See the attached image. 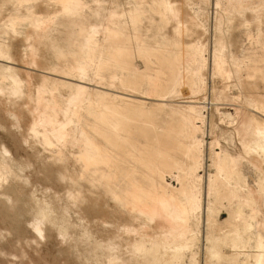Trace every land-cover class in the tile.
I'll list each match as a JSON object with an SVG mask.
<instances>
[{
    "label": "rangeland",
    "instance_id": "rangeland-1",
    "mask_svg": "<svg viewBox=\"0 0 264 264\" xmlns=\"http://www.w3.org/2000/svg\"><path fill=\"white\" fill-rule=\"evenodd\" d=\"M18 1L0 0V19L10 16L21 17L22 20L18 19L20 24L13 36L5 32L0 20V45L3 53L8 54H12L15 47H19L25 57L24 67L29 75L20 76L15 70L18 77L24 81L20 83L21 90L25 92L22 101H26L30 104L29 107L34 108L37 104L34 100L36 88L48 86L42 95L51 94L56 97L57 109L62 112L66 109L63 103L74 94L76 82L82 79L85 82L84 93L74 97L69 110H79L85 119L81 122L68 121L66 128L76 126L79 129H87L94 124L97 126L92 134L95 138H99L98 133L104 130V123L96 117V112L101 109L105 112L106 107L114 104L128 105L133 126L129 138L122 140L124 170L121 172L128 175L134 173L141 181L142 175L151 170L149 167L153 164L151 158L157 142L154 128L158 121L155 81L159 64L154 50L168 49L172 46L175 52L185 56L183 60L186 72L190 73L192 66L197 64L196 58H199L200 89L196 99L202 104L201 112L204 119L203 124H199L202 125L203 142H206L202 147L204 166L198 172L201 175L199 183L202 206L197 213L200 222L195 224L198 237L188 240L184 257L185 260L197 264H240L250 259L258 247L259 238L264 242V198L260 201L261 197L258 195L264 194V152L257 149L253 127L247 123L249 104L244 91L254 89L264 102V7L255 1L237 14L228 7L227 0H170L179 8L178 15H175L168 10L160 11L157 8V4L162 0H72L73 3L66 9L51 1L26 0L23 2L22 10L14 9V3ZM27 6L31 15L36 14L45 20L43 26H37L38 30L34 28L38 33L41 31L38 35H29L33 28L31 20L25 19L27 16L30 17ZM109 33L115 37H125L124 43L111 41ZM27 38L26 44L23 40ZM123 47L128 53L123 63V66L130 68L127 72L118 70L117 63L110 64L107 56L109 52ZM12 60L13 63L17 61L15 56ZM5 61L6 57L0 56L2 84L9 81L2 74ZM80 66L83 67L82 70L79 69ZM128 76L139 82L138 87L131 91L123 89ZM243 85L246 88H243ZM27 91L29 99L26 100ZM181 94L182 97L190 96L187 88L182 87L180 90L173 84L171 89L169 87L168 96L161 97L163 110L166 112L161 116L163 138L166 137L170 150L173 149L171 141L175 133L172 132L171 137L165 136L164 127L169 118L173 120V124L177 123L180 107L175 106ZM5 96L8 97L7 92ZM9 96L7 100L20 101L17 94ZM107 96L109 99L105 103ZM174 98L175 101H172ZM31 99L34 102L30 101ZM9 105L12 110L18 109L13 104ZM43 105L45 102L40 108L44 107ZM67 115L72 116L69 112ZM17 117L20 125L11 126L14 131H6L0 127V146H7L9 152L5 154L6 157L11 153L9 144L24 131L30 121L26 119V114H17ZM209 136L218 138V143L211 146ZM39 143L35 141L33 143L35 149L29 148L19 155L20 158L30 159V164L33 162L30 167L38 170L35 175L20 170L13 161L12 165L7 164L8 167L2 169L3 179L0 181L2 187L10 184V174L18 170L19 172L15 173H20L22 179L28 178L27 181L33 182L30 181L31 185L28 183L27 185L33 187L37 198L41 199L43 196L44 199L47 198L50 188L44 176L48 174V169L41 162L51 159L49 156L52 150L46 146L44 148ZM16 158L18 156L14 159ZM66 165L67 171H71L69 174L76 183L70 186L71 189L75 190L81 186L84 194H91L97 199V202L90 205L105 212L113 211L115 219L127 218L123 223L132 225L137 230L146 226H149V229L153 228L152 222L142 214V208L134 212L136 215L130 218L127 206L124 203L122 205L116 203V198L124 194L123 188L115 192L117 193L115 195L111 189L98 186L99 178L90 179L79 185L78 164L69 160ZM108 170L107 168V172ZM184 174V170L180 168L164 169L163 179L148 180V183L153 185L155 192L159 189L169 192L171 189L181 187L180 180ZM53 177L58 181L55 175ZM208 179L214 180L216 190H206ZM16 192L13 187L9 190L13 197ZM67 202L75 207L80 206L79 211L88 205L87 201L84 204ZM4 205L9 207L5 209L12 214L9 221L15 226L25 225L31 228L30 223L39 216L37 206L31 202L19 200L17 206L23 207L24 211L19 216L15 215L16 208L12 212L10 207L12 202ZM150 206L160 211L158 202L154 201ZM65 221L71 222L65 225L67 229L75 225L69 230L83 243L81 245L80 242L73 241V244L76 242V246L72 247V256L77 263L99 264L93 255L95 244L92 240L98 238L95 233L83 230L79 214L70 213L68 220ZM241 224H244L245 228H242V233L239 234L238 226ZM41 227L43 228L44 224H41ZM212 227L224 236V241H218L216 247L212 248L216 253L208 255L211 251L205 252L204 246L209 242L208 239L213 240L210 235ZM28 234L30 233L27 232L26 235L24 231L20 236L10 233L7 238L15 239L22 244ZM44 240V237H39L38 241L32 244L38 243V247H42ZM121 241L127 243L130 240L122 238ZM3 244V238H0V245ZM146 245L150 247V243ZM85 248L87 251L84 253ZM108 255L104 254L102 258ZM228 260L233 261L226 263Z\"/></svg>",
    "mask_w": 264,
    "mask_h": 264
},
{
    "label": "bare ground",
    "instance_id": "bare-ground-1",
    "mask_svg": "<svg viewBox=\"0 0 264 264\" xmlns=\"http://www.w3.org/2000/svg\"><path fill=\"white\" fill-rule=\"evenodd\" d=\"M24 1L26 0H19L14 3V9H23ZM44 1H51L54 4L58 3L63 9L69 8L73 3L72 0ZM255 1L264 7V0H227V4L229 8L240 14L247 5ZM157 8L160 11L168 10L175 15H178L179 12L178 6L170 0L160 1L157 4ZM183 10L186 13V9L184 8ZM27 11L30 17L27 16L25 19L31 20V27L33 28L29 35L40 34L41 31L38 33L34 28L38 30V27L43 26L45 20L37 17L36 14L31 15L28 6ZM18 19L21 20V17L6 16L5 19L2 17L0 20L5 32L13 36L17 26L20 24ZM108 36L112 37L111 41L124 43L125 37L123 36L115 37L112 33H109ZM27 40L28 38L23 41L27 44ZM14 50L12 54L3 53L0 45V56L4 55L6 57L5 65L2 66V74L9 80L7 81L8 85L0 83V127L6 131H14L11 126L20 125L17 114H26V119L30 121L23 129L24 131L20 134L18 133L19 136L9 144L8 147L11 150L9 156L6 157L5 155L9 153L7 146H0V181L3 179L2 169L7 168V164L10 166L11 163L12 165L13 161H15L20 170L27 174L33 173V176L35 175L38 170L30 167L33 162L30 164V159L20 158L19 155L29 148H34L33 143L37 141L44 148L46 146L52 150L49 156L51 159L44 163L41 162L48 169V174L44 176V179L50 188V192L46 195V199L43 198L44 196L42 197L43 199L37 198L33 187H28L27 185V183L30 184L31 180L27 181L28 178L24 177L22 179L20 173H15V168V171L9 177L10 184L5 187L0 185V238L4 240V244L0 245V264H78L72 256V247L76 246V242L73 244L74 240L80 243L81 241L74 237L73 231L69 230L75 225L70 226L69 229L65 228V225L71 224L70 221H65L68 220L70 213L79 214L83 230H91L98 237L93 239L92 242L95 244L93 255L99 261V264H197L196 262H190L188 259L185 260L184 254L186 253L185 249L188 240L198 237L195 224L197 225L200 222V216L197 213L202 206L201 184L199 183L201 175L198 172L204 166L202 147L206 145V142H203L202 125L199 124H203L204 119L201 112L202 104L200 100L196 99L200 89L199 58H196L197 64L192 66L190 73L186 72V64L185 60H183L185 56L175 52L172 46L168 49L154 50L159 64L155 81L158 121L154 128L157 142L151 158L153 164L151 166L148 165L151 170L142 175L141 181L134 173L128 175L121 172L124 170L122 140L126 137L129 138L130 129L133 126L131 111L127 109L128 105L114 104L106 107L105 112L102 109L96 112V117L104 123L103 132L98 133L99 138L92 136L97 129L94 124L87 129H79L76 126L67 129L66 124L68 121L81 122L85 119L79 110H69L74 97L84 93L85 82L82 79L76 82L75 92L63 103L66 109L62 112L57 109L56 97L51 94L42 95L43 90L48 89V86L36 88L34 100H36L37 104H35L34 108H31L28 106L29 103L22 101L25 98V92L21 90L20 83L24 81L16 74L17 71L20 76L22 74L25 76L29 75L24 67L26 66L25 57L21 54L19 47H15ZM127 54L125 47L116 49L113 52H109L107 55L108 61L110 64H119L118 70L121 72H127L130 68L123 66ZM13 56L17 60L14 63L12 62ZM26 60L28 59L26 58ZM21 67H23L22 70ZM79 69L82 70L83 67L80 66ZM130 76L125 79L123 88L127 91L134 90L139 85V82L132 80ZM173 84L180 90L182 87L187 88L190 96L182 97L181 94L177 98V106L175 108L180 107L177 123L173 124V120L169 118V122L164 127L165 136L171 137L172 132L175 133L171 141L173 149L170 150L166 137L163 138V118L161 116L166 112L163 110L164 104L161 97L164 95L168 96L169 87L171 89ZM243 88H246V86L243 85ZM6 92L8 97L5 96ZM244 93L248 98L249 104L247 123L253 127L257 149L260 152H264V102L254 89L245 90ZM9 94L19 95L17 97L18 99L20 98V101H16V99L14 101L7 100V98H10ZM26 95L27 100L29 99V91H27ZM108 99L109 97L107 96L105 103H107ZM34 100L32 101L31 99L30 101L34 102ZM172 101H175V98ZM42 102H45V105L40 108L43 104ZM9 104H13L18 109L14 110L13 108L12 110ZM68 112L72 116H68ZM236 125L238 124L236 123ZM209 138L211 139L209 143L211 146L219 141L218 138L213 136H209ZM13 156H18L19 159L16 158V160ZM69 160L78 164L80 177L77 180V184L82 185L83 182L90 179L99 178L98 186L111 189L114 193L123 188L124 194L116 198V203L118 205L124 203L127 206L130 218L136 215L134 212L142 208V214L152 222L153 228L149 229L150 227L146 226L137 230L132 225L123 223V220L127 218L115 219L112 215L113 211L105 212L103 209L90 205L93 202H97V199L91 194H84L81 191V186L75 190L70 187L76 183L69 174L71 171H67L66 163ZM186 162L189 163L187 164ZM107 168L109 169L108 172ZM176 168H180L185 172L180 180L181 187L171 189L169 192L165 189H159L155 192L153 185H150L148 180L163 179L164 169ZM16 172L19 171L17 170ZM53 175L57 177L58 181L54 180ZM191 180L193 184H191ZM213 181L211 179L207 180L205 185L207 191L216 188H214ZM12 187L17 191L15 197L9 193ZM258 195L261 197V201L264 198V194ZM19 200L34 203L38 208L39 216L30 223L31 228L25 225L15 226L13 222L9 221L11 213L9 214L6 210L9 207L4 204L12 202L11 210L13 212L16 208L15 215L19 216L24 212L23 207L17 206ZM67 201L79 204H84L87 201L88 205L79 211L80 206H72ZM154 201L159 203L160 211L151 208L150 204L154 203ZM65 212L67 213L65 214ZM76 220L78 219L76 218ZM41 224H44L43 228ZM238 227L240 228L239 234H241V229L245 228V225L241 224ZM211 229L210 235H212L213 240L210 241L208 239L209 242L205 244L207 248L204 246L205 252L211 251L208 255L216 253V251H212V248L216 247L218 241H224V236L215 231V227ZM23 231L26 235L27 232L30 234L24 238L22 244L15 239L7 238L10 233L20 236ZM37 237H44L45 240L42 247H38V243L37 245L32 244L38 241ZM122 238H129L130 241L123 243L121 241ZM146 243H150V247ZM85 251H87L86 248L84 253ZM104 254L109 255L106 258H102ZM232 261L228 260L226 263H231ZM262 262H264V242L259 238L258 247L254 254L250 259H246L240 264H260Z\"/></svg>",
    "mask_w": 264,
    "mask_h": 264
}]
</instances>
